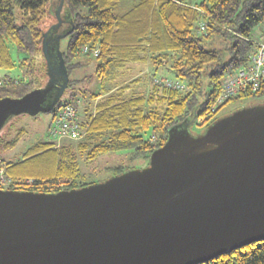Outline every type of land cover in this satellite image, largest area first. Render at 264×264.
<instances>
[{
    "label": "water",
    "instance_id": "obj_1",
    "mask_svg": "<svg viewBox=\"0 0 264 264\" xmlns=\"http://www.w3.org/2000/svg\"><path fill=\"white\" fill-rule=\"evenodd\" d=\"M63 6L50 5L55 24L41 34L44 84L0 98V130L51 112L68 87L60 42L73 25ZM192 124L169 127L144 167L98 183L0 187V264H195L264 238V102L196 134Z\"/></svg>",
    "mask_w": 264,
    "mask_h": 264
},
{
    "label": "trees",
    "instance_id": "obj_2",
    "mask_svg": "<svg viewBox=\"0 0 264 264\" xmlns=\"http://www.w3.org/2000/svg\"><path fill=\"white\" fill-rule=\"evenodd\" d=\"M58 2L0 0V70L3 71L0 80H5L0 83V98L20 97L44 84L47 77L44 57L41 66L33 57L37 52L42 54V23L50 15V5L54 9ZM63 3V11L72 14L73 25L62 49L69 84L65 96L51 112L55 113L64 104H75L79 97L95 103L87 102L83 115L79 114L85 136L75 145L69 141L57 145L55 141L41 139L21 158L5 162L6 176L15 181L9 188L55 192L94 183L77 181L81 175L77 150L88 161L102 154L130 152L127 164L105 169L114 175L122 174L134 168L127 165L137 158L148 160L151 152L165 143L168 128L176 122L190 116L193 124L200 119V127L210 125L218 118L221 107L232 100L264 95L263 91L239 95L213 108L220 78L246 62L253 45L247 38L264 22V0H201L194 5L180 0H138L122 11L116 0H63ZM14 5L23 16L20 25L15 22ZM200 23L205 24L202 32ZM215 39L224 46H214ZM9 41L22 54L17 62L9 51ZM95 43L100 47L98 55L79 53L83 44ZM79 55L83 59H77ZM91 57L96 60L95 75L101 82L112 81L117 69L128 63L150 62L156 74L160 65L168 62L173 78L185 80L188 90L161 88L152 82L148 96L126 97L129 83L119 86L115 93H93L86 98L87 91L77 87L82 79L70 75ZM18 66L24 68L23 76L7 73ZM14 119L6 123L0 134ZM21 135L20 131L7 140L4 148H13ZM195 264H264V238Z\"/></svg>",
    "mask_w": 264,
    "mask_h": 264
},
{
    "label": "rangeland",
    "instance_id": "obj_3",
    "mask_svg": "<svg viewBox=\"0 0 264 264\" xmlns=\"http://www.w3.org/2000/svg\"><path fill=\"white\" fill-rule=\"evenodd\" d=\"M118 9L120 11L126 10V8L131 7L134 5L138 0H116ZM187 2L189 4L198 3L201 0H180ZM14 17L15 22L17 25H20L23 21V16L21 14V10L17 5H14ZM54 16L47 15V17L43 20L42 27L44 30L47 31L51 25H54ZM264 25L263 23L260 24ZM259 26V25H258ZM66 27H63L60 32L65 31ZM68 37L65 36L62 38L60 42V49H65L67 44ZM9 51L11 52L12 56L14 57L15 62L19 60V57H22V54L16 50L15 45L9 41ZM214 46H224V44L220 43L218 39L213 40L212 42ZM203 45L207 47L206 43L204 42ZM35 63L37 65H42L43 56L40 52L33 57ZM77 59H83L82 56L79 55ZM91 60L85 64L80 69L74 70L70 75L71 78H81L80 83H77V87L81 88L82 90H86L87 97L90 94H101L105 93L104 95L115 93L114 91L118 89L121 85H127L130 83L129 87L125 89V96L130 97L131 95H141L144 94L148 96L151 93V88L153 85V75H158L160 77L167 76L169 78H173V71L168 66L170 63L165 62L160 65L161 68L156 72H154L155 67H153L150 62H142V63H128L125 66L118 68L115 72L114 76L111 78L112 81L101 82L95 75L94 67L96 65L95 58H90ZM23 69L22 67H16L14 70H6L8 71L11 76H23ZM5 71V72H6ZM3 71L0 70V73ZM132 80L134 82H132ZM132 82V83H131ZM188 90V89H186ZM186 92V91H184ZM65 94L63 95V97ZM78 104H80V114L83 115V108H85L86 103H91L92 105L95 103V100L89 101V99H76ZM91 100V99H90ZM264 102V95L261 96H254V97H243V99H234L231 102L225 104L221 107L220 111L217 113V117H221L223 115L232 113L235 109L243 108V106L253 105L255 103H262ZM53 113L51 112H40L37 115H22L17 116L11 124H9L6 128V131L0 134V157L3 158L5 162L10 160L19 159L21 158L25 151L32 145L41 141V139L46 140V134L48 131V127L51 124ZM201 124L200 119L197 120L194 124L193 129L199 130V125ZM197 127V128H196ZM22 132V135L18 139V143L13 148H4V143L7 140L12 139L18 132ZM85 131V130H84ZM147 134H145L146 136ZM85 133L80 139L77 140H68L64 139L62 141L56 142L57 145H61L66 141L73 142L75 145L77 141L84 139ZM77 154V161L78 167L80 172V177L77 179L78 182H88L93 181L94 183H98L99 181H103L105 179L111 178L114 173L112 171H106L107 167L117 165V164H127L128 157L131 155L130 152L121 151V152H114V153H107L99 155L92 161H88L85 159V154L80 153V151H76ZM149 160V159H148ZM148 160L137 158L132 163H130L128 168H135V167H144L147 164Z\"/></svg>",
    "mask_w": 264,
    "mask_h": 264
},
{
    "label": "built area",
    "instance_id": "obj_4",
    "mask_svg": "<svg viewBox=\"0 0 264 264\" xmlns=\"http://www.w3.org/2000/svg\"><path fill=\"white\" fill-rule=\"evenodd\" d=\"M204 29L205 24L200 23L199 30L202 32ZM247 40L253 45L246 62L220 78L219 91L214 98V109L239 95L243 97L258 91L264 92V25L257 26L251 38L248 37ZM79 53L94 57L100 53L99 44H83ZM152 79L153 83L161 88L176 89L182 92L187 88L186 81L178 78L153 76ZM4 81L0 80V83ZM78 103L79 101L73 105L64 104L53 113L51 124L47 128V140L55 142L64 139L77 140L84 135L85 131L80 126V104ZM5 168V161L0 157V187L9 189L15 181L6 176ZM26 181L30 182V180Z\"/></svg>",
    "mask_w": 264,
    "mask_h": 264
},
{
    "label": "flooded vegetation",
    "instance_id": "obj_5",
    "mask_svg": "<svg viewBox=\"0 0 264 264\" xmlns=\"http://www.w3.org/2000/svg\"><path fill=\"white\" fill-rule=\"evenodd\" d=\"M64 27H65V25H64ZM255 104H257V103H255ZM255 104H253V105H255ZM207 126H209V125H203L202 127H200L199 131H197V130L193 129L194 124H192L191 125V131H192V133L196 134V133H199V132L203 131Z\"/></svg>",
    "mask_w": 264,
    "mask_h": 264
},
{
    "label": "crops",
    "instance_id": "obj_6",
    "mask_svg": "<svg viewBox=\"0 0 264 264\" xmlns=\"http://www.w3.org/2000/svg\"><path fill=\"white\" fill-rule=\"evenodd\" d=\"M264 24V23H263ZM262 26V25H261Z\"/></svg>",
    "mask_w": 264,
    "mask_h": 264
}]
</instances>
